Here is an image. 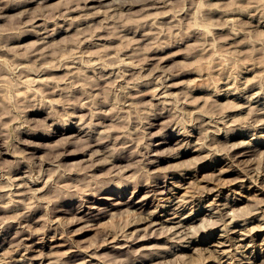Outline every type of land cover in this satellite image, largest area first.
Here are the masks:
<instances>
[{"label": "clouds", "instance_id": "clouds-1", "mask_svg": "<svg viewBox=\"0 0 264 264\" xmlns=\"http://www.w3.org/2000/svg\"><path fill=\"white\" fill-rule=\"evenodd\" d=\"M23 2L9 0L5 7ZM30 2L35 5V13L25 9L16 14L18 18L63 17V13L59 17L54 14L65 0H59L58 5L46 4L45 0ZM148 3L111 0L106 7L113 13L109 19L116 23L110 29L99 26L110 36H97L98 28L89 25L78 28L75 37L62 38L49 46L60 49L61 55L67 51L63 58L72 61L70 65L55 63L57 68H68L63 76L42 75L53 65L43 56L30 59L36 55L33 49L37 42L16 43L0 30V137H5L0 140V156L7 152L16 157L13 162L0 164V210L4 212L0 215V231L15 225L10 229L11 241L0 250V264H33L37 260H47L48 264H255L241 250L246 252L252 246L245 238L264 230V225H232L256 214L253 209L264 205V199L231 209L230 198L242 194L241 189L233 188L224 194V201L217 203V195L205 204L207 208L215 205L211 215L198 216L197 206L183 208L191 200L176 199L167 185L179 186L168 173H182L216 154L230 161L222 171L236 169L243 173L217 181L220 187L251 181L264 188V148L254 143L260 135L255 130L264 127V108L216 99L225 92H243L256 80L261 82V89L247 99L255 100L264 93V72L252 78L245 75L251 70L249 64L264 68V0H155L152 7L163 10L154 13L150 8L133 12L129 7ZM123 8L128 11H121ZM216 10L226 16H213ZM169 16L170 20L158 23ZM148 20L150 31L145 34L155 39L122 56L120 51L140 41L135 35H118L122 33L121 22L139 25ZM25 28L22 24L14 30L16 38L26 35ZM220 28L228 31L218 35L216 29ZM110 38L121 41L120 51L102 44L80 50L84 42ZM74 40L73 49L61 47ZM241 44L250 47L240 51ZM176 45H183L182 52L189 59L173 67L160 66L169 58L167 55H147L153 49ZM109 51L116 54L108 55ZM42 59L45 63L40 64ZM152 60L157 62L151 64ZM178 69L194 75L172 82ZM198 89L205 94H196ZM242 108L247 109L246 114L227 115ZM33 111L42 115H28ZM5 128L7 131H3ZM245 129L250 133L247 139H218ZM169 131L178 139L175 145L165 146ZM35 136L48 139L39 141ZM194 146L209 152L187 161L179 159L181 149ZM32 148L46 151L28 150ZM79 153L88 156L75 162L63 161ZM161 157H177V161L161 163ZM13 167L23 169L24 174L13 176ZM14 188L25 191L14 192ZM125 192L126 199L116 198V194ZM65 202L73 207L66 208ZM34 211L42 214L30 216ZM164 212L169 215L164 216ZM158 214L164 222L154 219ZM214 229L221 230L223 241L202 246L200 240ZM84 233L89 235L76 238ZM146 240L152 242L140 243ZM46 242L53 250L37 247ZM180 248H189L195 255L179 252Z\"/></svg>", "mask_w": 264, "mask_h": 264}, {"label": "rangeland", "instance_id": "rangeland-1", "mask_svg": "<svg viewBox=\"0 0 264 264\" xmlns=\"http://www.w3.org/2000/svg\"><path fill=\"white\" fill-rule=\"evenodd\" d=\"M107 5L110 3V0H103ZM102 0H72L69 3V0H65L64 6L59 8V12L55 13L54 15L59 17L60 13H63L62 18L52 19V17H48L47 19L43 16L36 18L34 15H25L22 18L17 17V13L27 9L29 12L35 13V5L30 2V0H24L23 3L20 4H11L8 7H5V4H8L9 0H0V8L3 9L0 12V17H4L0 19V30H4L8 33V35L12 36L14 42L19 43L23 42H37V46L33 51L36 55L30 57L32 60H37L39 57L43 56L46 58L48 62H51L53 65L50 67L46 72L42 73L44 76H63L67 74L68 68L66 67H55V63L59 61L62 65L63 64H71L72 61L65 59L67 51L60 54V49L49 47L54 45L58 41H61L62 38L65 37H75L77 34L78 28H86L87 26H96L98 31L96 32L97 36H110V33L106 29H100L99 26L101 24L106 25V28L110 29L116 22L109 19V17L113 14L107 10V5ZM148 4H136L134 6H129L133 12H140L143 8H151V12L161 11L163 10L162 7L157 6L152 7L151 4L155 3V0H149ZM46 4H59V0H45ZM105 5H104V4ZM151 5L150 7L147 5ZM121 11H128V8H123ZM95 13V15H93ZM149 13H141V16L148 15ZM215 17H223L226 16V13L220 10H216L212 13ZM86 16L87 19H76L78 17ZM171 17H165L162 20L158 21V23L166 22L170 20ZM29 20H33V23H27ZM26 25L25 31L26 35L21 38H16L15 31L19 29L20 25ZM151 24V20H148L146 23H141L139 25H128L121 22L122 25V33L123 35H135L137 39L140 41L137 45H132L129 48L120 51L121 41L119 39H106V40H93L91 42H84L81 44V51L84 50H92L95 44H102L113 47L116 51H120L122 56H129L132 53V49L134 47H146L148 43H150L153 39H155L152 35H146L148 31H150L148 25ZM146 26V27H145ZM34 29V31H27V29ZM125 28V29H124ZM228 30L226 28L216 29V33L223 34L226 33ZM130 32V33H129ZM7 38V36H6ZM86 39V38H85ZM163 39V37L161 38ZM43 41L42 43H39ZM76 41L72 44H67L66 42L62 43L61 47L65 48L66 50H71L75 47ZM232 42L230 41L229 44ZM94 44V45H93ZM250 45H240V51H246ZM183 45H176L173 47H164L160 49H153L147 53L149 57H160V56H169L168 59H165L163 63L160 65L161 67H173L174 65H178L179 62L185 61L189 59L185 54L182 52ZM116 51H109L108 55H115ZM172 53H180L177 55H172ZM26 62V61H25ZM157 61L152 60L151 64H155ZM45 63V60H40V64ZM39 66V65H38ZM150 65H145V67H149ZM248 68L251 69L247 71L245 75L249 78L256 77L259 73L264 72V68L257 67L253 64H249ZM129 71H133L134 69H128ZM113 69H108V72H112ZM179 74L172 77V82H179L183 80H187L192 78L194 75L191 72L179 70ZM39 87V85H37ZM261 89V82L259 80L254 81L253 83L249 84L248 87L243 92H225L223 95L216 97L217 100L223 103H227L228 101L235 100L240 103L248 104V105H258L259 107L264 108V93H262L259 97H256L255 100L249 101L247 97L250 94H253ZM179 90L175 89L174 91ZM196 94L204 95V90L198 89ZM150 99V97L146 98ZM248 100V101H247ZM262 105H261V104ZM83 111V110H81ZM247 113L246 108H242L236 112H228V116H239ZM31 116H40L42 113L40 111H33L28 113ZM107 119V118H103ZM5 125L8 123V119L5 118L4 120ZM3 131H7V129H3ZM69 131H78V129H69ZM258 135L257 139L254 143L260 147L264 148V127L255 130ZM249 130H241L238 131L236 134L232 135V137H226L221 135L218 137L220 140H231L235 141L238 139H247L249 138ZM166 141L165 146L167 145H175L177 142V137L175 134L171 133L170 131L165 134ZM36 140L45 141L48 138L45 136H35ZM5 139V137H0V140ZM194 144V141H193ZM30 151H35L38 153L43 154L46 149L43 148H32L28 149ZM241 151V150H237ZM209 149L199 148V146L194 147H185L181 149L180 153L178 154L179 159L183 161H187L193 156H201L207 155ZM235 154V153H234ZM88 153H79L76 155H69L63 158V161H79L81 159L87 158ZM16 159L15 156L5 152L4 155L0 156V164L10 163ZM161 163L167 162H176L177 157H161ZM230 166V161L226 156L223 155H216L212 154L209 156L208 159L204 160L201 163H198L193 168H186L183 172H170L168 175L176 181L179 186L174 184H168L167 189H170V195H174L176 199L180 198H188L191 200L190 204H184L183 208L188 209L191 208L192 204L197 206L196 215H203L205 213L211 214L215 208V205L212 208L205 207V204L210 203L213 199L219 195V200L217 203H220L225 200L224 194L231 191L233 188L241 189L242 194L231 200L230 208L231 209H240L242 205H255L256 201L264 199V188L259 187L258 185L252 183L251 181H246L243 185H231L229 187H220L217 181H228L237 176H243V173L239 170L234 169L233 171H222L223 169ZM47 167V165H46ZM24 174L23 169L17 170L15 167L12 169L13 176H20ZM19 183H23V181H18ZM261 182L264 183V177L261 178ZM32 187H43V185H31ZM162 187H164L162 185ZM208 188H216L218 191L209 193L205 192L204 189ZM14 192H23L25 189L19 188L13 189ZM47 189H45V192ZM45 192H41V195H44ZM251 197H255L256 199L253 200ZM23 199L24 197H17ZM117 199H126L127 193H118L116 194ZM64 206L68 209L73 207L71 202H65ZM256 214L248 216L246 220L237 221L232 225V228H242V227H251L255 225H264V220L261 217L264 214V205H259L253 209ZM3 210H0V215H3ZM37 211H34L30 214V216L34 217L39 215ZM168 212H164V216H168ZM256 217V218H255ZM155 220L164 222L163 217L161 215H157L154 217ZM174 222V221H172ZM170 222V223H172ZM187 222V221H185ZM15 225H10L5 228V230L0 231V250H3L4 247H7V244L11 241V231L10 229L14 228ZM220 229L210 230L203 238L200 240L202 246H209L214 245L215 243L222 242L223 238L220 235ZM89 235L88 233H84L77 239H82L85 236ZM35 239V238H34ZM152 241L146 240L140 243H151ZM245 242L251 244L252 246L247 248L246 252H243L244 256L251 257L255 264H262L264 262V230L256 231L252 235L245 238ZM135 246H139V243ZM37 247H43L45 251L53 250L51 247L50 242H46L44 245H37ZM179 252L188 253L192 256L195 254L191 252L189 248H180ZM35 254V253H33ZM121 254V253H118ZM240 253H237L239 256ZM33 264H48L47 260L45 261H34ZM212 264V262H209ZM239 264V261H237Z\"/></svg>", "mask_w": 264, "mask_h": 264}, {"label": "bare ground", "instance_id": "bare-ground-1", "mask_svg": "<svg viewBox=\"0 0 264 264\" xmlns=\"http://www.w3.org/2000/svg\"><path fill=\"white\" fill-rule=\"evenodd\" d=\"M99 1H100V0H99ZM102 1H103V0H102ZM103 2H104V1H103ZM108 2L111 3V0L108 1ZM104 3H105V2H104ZM104 3H103V4H104ZM149 3H151V2H149ZM153 3H154V2H153ZM105 4H106V3H105ZM105 4H104V5H105ZM107 4H108V3H107ZM107 4H106V5H107ZM144 5H145V4H144ZM151 5H152V4H151ZM151 5L149 4V5H147V6L150 7ZM155 8H156V7H155ZM150 9H151V8H150ZM145 27H146V26H145ZM147 28H148V27H147ZM124 29H125V28H124ZM129 33H130V32H129ZM93 45H94V44H93ZM108 54H109V53H108ZM258 97H259V96H258ZM247 101H248V100H247ZM260 104H261V103H260ZM261 105H262V104H261ZM231 137H232V136H231ZM210 215H211V214H210ZM263 216H264V214H263ZM251 217H252V216H251ZM252 218H253V217H252ZM255 218H256V217H255ZM154 219H155V218H154ZM185 223H186V222H185ZM200 243H202V242L200 241Z\"/></svg>", "mask_w": 264, "mask_h": 264}]
</instances>
